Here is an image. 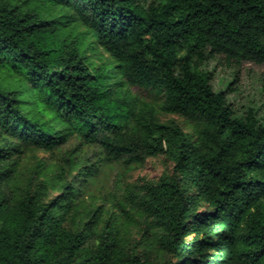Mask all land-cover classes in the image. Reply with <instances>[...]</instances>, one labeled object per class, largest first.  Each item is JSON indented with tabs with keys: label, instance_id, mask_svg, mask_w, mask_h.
Returning <instances> with one entry per match:
<instances>
[{
	"label": "trees",
	"instance_id": "trees-1",
	"mask_svg": "<svg viewBox=\"0 0 264 264\" xmlns=\"http://www.w3.org/2000/svg\"><path fill=\"white\" fill-rule=\"evenodd\" d=\"M217 57L264 66V0H0V264H264V113ZM158 155L132 241L91 186Z\"/></svg>",
	"mask_w": 264,
	"mask_h": 264
},
{
	"label": "rangeland",
	"instance_id": "rangeland-1",
	"mask_svg": "<svg viewBox=\"0 0 264 264\" xmlns=\"http://www.w3.org/2000/svg\"><path fill=\"white\" fill-rule=\"evenodd\" d=\"M207 66L211 70L215 69L216 77L214 81L217 88L232 80L234 78L233 72L238 70L236 79L232 84L234 90L229 95L236 111L243 114L249 107H254L259 113H264V66L248 62L241 65L229 64L221 57L211 60ZM133 91L142 96H148L147 92L138 88L134 87ZM162 118H173L186 131L193 132L189 121L182 116L163 115ZM171 169L172 163L164 155L150 157L144 164L139 166L127 168L122 165H114L106 167L97 178V181L91 186V191L99 197L100 200L98 202L104 205L105 210L110 209V212H112L111 216L117 215L118 222L122 226V234H125L132 241L142 239L144 224L139 216L134 214L132 221L127 220L114 203L121 200L129 189H134L135 185L141 184L144 180L158 179L163 172H170ZM108 216L105 213L103 218L107 219ZM193 236L194 233H190L187 239Z\"/></svg>",
	"mask_w": 264,
	"mask_h": 264
}]
</instances>
